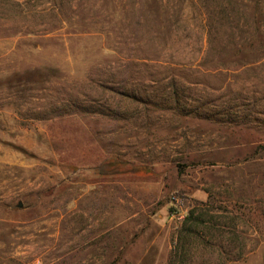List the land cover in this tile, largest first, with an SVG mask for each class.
Here are the masks:
<instances>
[{
	"label": "rangeland",
	"instance_id": "rangeland-1",
	"mask_svg": "<svg viewBox=\"0 0 264 264\" xmlns=\"http://www.w3.org/2000/svg\"><path fill=\"white\" fill-rule=\"evenodd\" d=\"M189 215L264 264V0H0V264H184Z\"/></svg>",
	"mask_w": 264,
	"mask_h": 264
},
{
	"label": "trees",
	"instance_id": "trees-1",
	"mask_svg": "<svg viewBox=\"0 0 264 264\" xmlns=\"http://www.w3.org/2000/svg\"><path fill=\"white\" fill-rule=\"evenodd\" d=\"M192 216V215H191ZM191 216L189 215L187 221H186V227H183L182 232L180 234L179 240H180V247L175 251L176 256L178 257V261L181 263H189L192 261V255H193V248L198 239L204 238L203 234L199 231L202 226V231L206 225L205 223H202V221L195 220L191 221ZM188 222V223H187ZM189 222H192L189 226ZM174 264H177V262Z\"/></svg>",
	"mask_w": 264,
	"mask_h": 264
}]
</instances>
